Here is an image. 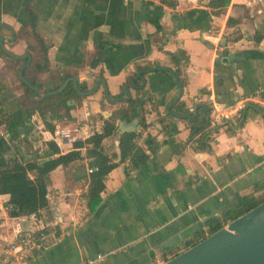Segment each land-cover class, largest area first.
<instances>
[{"label": "crops", "instance_id": "0c3cea01", "mask_svg": "<svg viewBox=\"0 0 264 264\" xmlns=\"http://www.w3.org/2000/svg\"><path fill=\"white\" fill-rule=\"evenodd\" d=\"M0 34L12 37L4 43L12 54L29 55L22 76L39 86L36 96L67 78L93 90L68 99H74L69 119L80 124V138L55 140L44 118L54 124L64 112L43 116L33 109L29 116L34 103L18 74L26 58L0 48L6 118L0 134L7 138L0 139V152L18 158L28 153L13 146L12 132L37 147L52 138L61 152L68 151L74 141L101 130L102 118L114 116L127 101H109L102 82L94 88L98 79L105 80L111 98L126 97L127 76L138 67L137 72L148 69L138 90L127 88L143 101L133 131L149 157L128 172V159L109 170L94 209L84 197L91 167L85 146L81 159L48 172V205L37 213L8 215L10 194L0 193V248L45 227L34 240L27 238L20 264H72L98 253L105 254L101 264L160 263L207 233L209 219L238 193H249L264 180V117L252 104L243 110L251 94L264 89V0H229L220 11L208 0H176L173 7L159 0H0ZM179 48L187 60L181 62L185 84L176 101L187 110L208 109L206 92H212L234 108L212 132L208 150L195 147L198 133L190 136L184 117L173 112L176 101L167 109L179 88L160 67L174 68L168 52ZM120 119L131 120L117 117L116 124ZM148 133L159 142L154 153L144 142ZM120 134L102 142L107 153L117 154L116 161ZM254 194L264 195V187Z\"/></svg>", "mask_w": 264, "mask_h": 264}, {"label": "trees", "instance_id": "16d2710c", "mask_svg": "<svg viewBox=\"0 0 264 264\" xmlns=\"http://www.w3.org/2000/svg\"><path fill=\"white\" fill-rule=\"evenodd\" d=\"M159 2L171 7L176 4V0H159ZM228 2L229 0H208V4L217 8V11H220ZM260 36L261 35L258 34L256 38L259 39ZM168 54L175 64V67L171 69L177 75L180 83L184 85L185 78L182 73L181 62L187 60V54L180 48L174 52H168ZM141 67H138L137 70ZM137 70L127 76L122 84V89L127 86L138 90L141 87L140 84L142 80L137 74ZM76 86L78 90H88V86L85 82H79ZM25 88L30 94L31 88L27 85ZM77 89L69 82L57 93L49 94L38 101L31 98L34 106L29 110V116L33 109H35L43 116L48 112H64L63 116H59V118L69 119V109L72 107V104H68L67 100L78 95ZM142 104L143 101L138 97H131L126 101L125 105H121L115 110L114 116L102 118L103 123L101 130H94L83 141H74L73 148L65 152L60 151L57 143L52 138L47 139L42 146L37 147L33 146L26 136L17 137L13 146L16 148L19 146L23 147L25 152L28 153L26 159L23 153L22 156L18 158L15 155L11 156L6 155L5 152H0V193L10 194L7 202L8 215H28L30 213H37L39 209L46 207L48 205V172L59 165L64 166L72 161L81 159L84 155L80 148L83 146H85V156L89 158L91 166L93 167L89 172V181L84 197L90 210L94 209L101 200L100 194L105 187L104 178L109 170L116 166L118 162L128 159L130 161V165L127 167L128 172V169L138 166L149 157V153L137 143L138 133L136 131H124L119 135L118 161L115 160L117 154L115 152L107 153L102 143L105 137L116 131L117 124L115 120L117 117L133 119L134 116H138L143 110ZM248 104L255 106L264 117V106L251 101L244 106L243 110ZM172 110L184 117L190 130V136L199 133L196 138L195 147L198 149H210L212 132L217 131L220 124H210L209 107L207 109L199 106L196 111L187 110L183 101L178 100L173 104ZM44 119L45 126L52 130L54 127L53 122L49 121L47 118ZM239 119L243 121L244 118L240 115ZM5 120L6 118L4 117V113H2L0 102V124L4 123L6 125ZM139 123H141L142 126L145 125L142 119H139ZM10 135L13 137L12 133ZM144 142L150 153H154L159 146L156 136L150 133L144 137ZM40 157H42L41 161L39 160ZM262 187H264V180L256 183L253 187V191L249 193H238L232 201L226 204L218 215H214L209 219L207 233H200L198 237L188 241L186 243V248L220 228L225 222L237 217L261 202L264 199V195H255L254 192ZM44 230L45 227L43 226L39 228V230L34 231L33 234H21L19 236L34 240L37 238L36 232L39 233Z\"/></svg>", "mask_w": 264, "mask_h": 264}, {"label": "water", "instance_id": "95a60500", "mask_svg": "<svg viewBox=\"0 0 264 264\" xmlns=\"http://www.w3.org/2000/svg\"><path fill=\"white\" fill-rule=\"evenodd\" d=\"M10 38L12 37H5L0 34V48L17 59L26 58V61L20 66L18 74L20 79L31 88L29 94L30 98L38 100L46 95L57 93L64 88L70 79L73 81L74 88L77 89L75 79L67 78L58 88L43 92L39 96H36L40 90L39 86L32 84L22 76V69L27 64L29 55L27 53L22 55L12 54L4 45ZM154 68L155 67H150V69ZM160 68L170 71L179 88L177 95L167 107L168 111H170L171 105L182 93V84L172 69L168 67ZM146 70L148 69L143 68L137 72L142 79V83H144L142 74ZM99 82H102L104 86V95L109 101L115 102L117 100L130 99L131 94L127 86L126 97L111 98L103 78L98 79L94 88L97 87ZM92 91L93 90L81 91L77 89V92L80 94H88ZM70 102L74 103V99L67 100V103ZM136 127V117L130 121L120 119L117 121L116 131L129 132L135 130ZM158 264H264V199L244 213L227 221L220 228L209 233L194 244Z\"/></svg>", "mask_w": 264, "mask_h": 264}, {"label": "built area", "instance_id": "2783aa9c", "mask_svg": "<svg viewBox=\"0 0 264 264\" xmlns=\"http://www.w3.org/2000/svg\"><path fill=\"white\" fill-rule=\"evenodd\" d=\"M205 95V93H202ZM198 94L195 98H199ZM194 98V99H195ZM251 101L256 103L264 102V89H256L251 94ZM206 99L209 107L210 124L220 123L223 119L228 118L234 111L233 107L225 104L219 100L212 92H206ZM199 134V133H198ZM196 134L194 137L198 136ZM52 135L55 140L58 139H79L81 136V126L77 121L62 118L54 123ZM195 144L194 138L190 140ZM92 166L88 168L90 172ZM26 237H18L12 241L7 242L6 245L0 248V264H20L24 257V248L28 245ZM105 258V254L98 253L92 257H86L78 262L72 264H101ZM158 264V263H157Z\"/></svg>", "mask_w": 264, "mask_h": 264}, {"label": "rangeland", "instance_id": "374dc122", "mask_svg": "<svg viewBox=\"0 0 264 264\" xmlns=\"http://www.w3.org/2000/svg\"><path fill=\"white\" fill-rule=\"evenodd\" d=\"M12 134H13V137H10V139L11 140H14V139H16L18 136H19V134H17V133H14V132H12ZM0 139H2L3 140V142L5 141V139H7L6 137H4V135L3 134H0ZM61 140V139H60ZM8 150H6V152H7ZM13 153V151H11V154Z\"/></svg>", "mask_w": 264, "mask_h": 264}]
</instances>
